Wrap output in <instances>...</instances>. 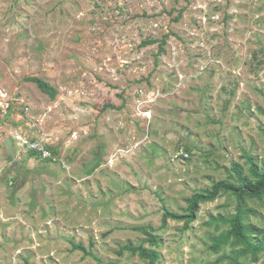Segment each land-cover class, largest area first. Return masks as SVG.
<instances>
[{
  "label": "rangeland",
  "instance_id": "rangeland-1",
  "mask_svg": "<svg viewBox=\"0 0 264 264\" xmlns=\"http://www.w3.org/2000/svg\"><path fill=\"white\" fill-rule=\"evenodd\" d=\"M0 93L12 104L0 114V264H146L118 254L125 244L157 251L156 264L232 263L238 247L209 249L232 194L200 203L185 229L161 215L232 181L234 163L249 175L245 153L264 166V0H0ZM181 147L189 157L172 160ZM245 201L244 221L264 229V198Z\"/></svg>",
  "mask_w": 264,
  "mask_h": 264
},
{
  "label": "trees",
  "instance_id": "trees-1",
  "mask_svg": "<svg viewBox=\"0 0 264 264\" xmlns=\"http://www.w3.org/2000/svg\"><path fill=\"white\" fill-rule=\"evenodd\" d=\"M155 41L148 39L142 41L141 44L146 45ZM162 42L163 40H159L160 44ZM159 49L162 50V45L159 46ZM25 80L34 82L42 93L48 95L50 98H54L56 90L46 81L37 77H25ZM244 156L249 165V175L243 174L242 167L238 163H234L229 169V176L233 178L232 181H229V179L212 181L209 187L197 190L186 198L187 206L183 209L184 212L182 214L163 207L161 215V226L166 224V220H175L182 221L183 228L185 229L194 220L200 203L213 201L221 193L228 192L232 194L235 198L233 214L228 218L219 216V219L227 223L229 228L209 238V249L214 253H217L222 246L228 243L232 247H238L234 251V258L231 264H241L238 262V258L247 255L252 262L250 264H255L259 259V254L264 252V229L244 221L246 215L250 213L255 214L252 209L246 206V198H256L258 200L264 198V166L258 168L252 156L247 153ZM210 220L214 221L215 218L210 217ZM135 229L146 236L145 239L150 245L154 246L158 244L159 239L148 228L137 227ZM72 248L79 249L85 254L89 253L80 244L72 243ZM123 251L138 255L146 261V264H156L159 259L157 251L148 249L143 245L133 246L131 244H125L119 247L117 253L121 254ZM108 264L120 263L110 261Z\"/></svg>",
  "mask_w": 264,
  "mask_h": 264
},
{
  "label": "built area",
  "instance_id": "built-area-1",
  "mask_svg": "<svg viewBox=\"0 0 264 264\" xmlns=\"http://www.w3.org/2000/svg\"><path fill=\"white\" fill-rule=\"evenodd\" d=\"M11 106V101L8 100L6 95L0 93V114L4 115L11 108ZM11 138L14 139V141L26 151L33 152L41 158L52 157L51 151L48 149V147L38 139H29L28 137L18 133L12 134ZM188 157L189 153L181 147L173 153L172 160L184 161Z\"/></svg>",
  "mask_w": 264,
  "mask_h": 264
},
{
  "label": "water",
  "instance_id": "water-1",
  "mask_svg": "<svg viewBox=\"0 0 264 264\" xmlns=\"http://www.w3.org/2000/svg\"><path fill=\"white\" fill-rule=\"evenodd\" d=\"M4 144L7 146L8 153H10V155L13 156V152H12L11 147H10V140L9 139H5Z\"/></svg>",
  "mask_w": 264,
  "mask_h": 264
}]
</instances>
